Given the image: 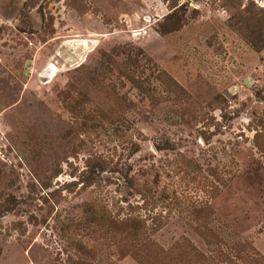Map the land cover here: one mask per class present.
<instances>
[{
    "label": "rangeland",
    "instance_id": "obj_1",
    "mask_svg": "<svg viewBox=\"0 0 264 264\" xmlns=\"http://www.w3.org/2000/svg\"><path fill=\"white\" fill-rule=\"evenodd\" d=\"M0 264H264V0H0Z\"/></svg>",
    "mask_w": 264,
    "mask_h": 264
},
{
    "label": "bare ground",
    "instance_id": "obj_2",
    "mask_svg": "<svg viewBox=\"0 0 264 264\" xmlns=\"http://www.w3.org/2000/svg\"><path fill=\"white\" fill-rule=\"evenodd\" d=\"M83 46L85 47V44Z\"/></svg>",
    "mask_w": 264,
    "mask_h": 264
}]
</instances>
